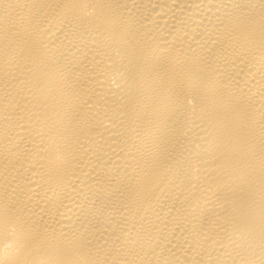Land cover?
<instances>
[{
	"label": "bare ground",
	"instance_id": "bare-ground-1",
	"mask_svg": "<svg viewBox=\"0 0 264 264\" xmlns=\"http://www.w3.org/2000/svg\"><path fill=\"white\" fill-rule=\"evenodd\" d=\"M0 264H264V0H0Z\"/></svg>",
	"mask_w": 264,
	"mask_h": 264
}]
</instances>
